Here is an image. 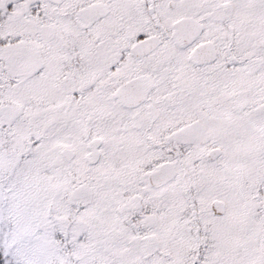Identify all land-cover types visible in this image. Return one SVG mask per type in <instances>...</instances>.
<instances>
[{
  "label": "snow or ice",
  "instance_id": "snow-or-ice-1",
  "mask_svg": "<svg viewBox=\"0 0 264 264\" xmlns=\"http://www.w3.org/2000/svg\"><path fill=\"white\" fill-rule=\"evenodd\" d=\"M0 264H264V0H0Z\"/></svg>",
  "mask_w": 264,
  "mask_h": 264
}]
</instances>
